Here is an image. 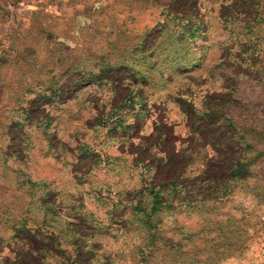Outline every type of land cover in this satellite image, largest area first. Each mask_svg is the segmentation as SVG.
<instances>
[{
  "label": "rangeland",
  "instance_id": "rangeland-1",
  "mask_svg": "<svg viewBox=\"0 0 264 264\" xmlns=\"http://www.w3.org/2000/svg\"><path fill=\"white\" fill-rule=\"evenodd\" d=\"M0 264H264V0H0Z\"/></svg>",
  "mask_w": 264,
  "mask_h": 264
},
{
  "label": "trees",
  "instance_id": "trees-1",
  "mask_svg": "<svg viewBox=\"0 0 264 264\" xmlns=\"http://www.w3.org/2000/svg\"><path fill=\"white\" fill-rule=\"evenodd\" d=\"M255 3V1L253 2ZM243 17V20L242 19H239V18H242ZM255 17L256 15H245V13H243V11H234V12H231L229 11V17H221L222 19V22L223 23H234L236 22L237 24H241L243 27L245 28H251V24L255 21ZM227 169H228V173H227V177L228 176H232V177H235V176H240L242 173H244V169L240 166L239 164V161L238 160H234V162H232L231 164H229L227 166ZM169 187L172 188V190L174 191H177V192H180V194H185L186 192L187 193H194L193 196L194 197H197L199 198L200 200L201 199H205L206 196H211L210 198H212V196H216V190L214 191L213 190H209L208 186L201 188L200 190H195L194 187H189L187 185H180L178 183H169L168 184ZM219 187H224V185H220ZM166 189V188H165ZM215 189H217V187H215ZM205 191V192H204ZM211 192V194H207ZM157 193H155L156 195Z\"/></svg>",
  "mask_w": 264,
  "mask_h": 264
}]
</instances>
